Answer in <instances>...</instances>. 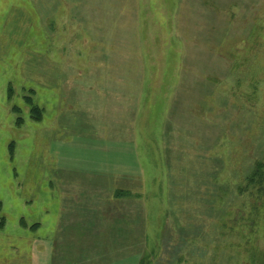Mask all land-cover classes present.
Returning <instances> with one entry per match:
<instances>
[{
  "label": "rangeland",
  "instance_id": "374dc122",
  "mask_svg": "<svg viewBox=\"0 0 264 264\" xmlns=\"http://www.w3.org/2000/svg\"><path fill=\"white\" fill-rule=\"evenodd\" d=\"M259 163L264 0H0V264H264Z\"/></svg>",
  "mask_w": 264,
  "mask_h": 264
},
{
  "label": "crops",
  "instance_id": "0c3cea01",
  "mask_svg": "<svg viewBox=\"0 0 264 264\" xmlns=\"http://www.w3.org/2000/svg\"><path fill=\"white\" fill-rule=\"evenodd\" d=\"M96 226V225H95ZM81 232L79 233L80 235L85 236V240H89V242H93L94 244H85L84 242H81L79 238V234L77 233V229H73L72 231L69 232L67 227L64 228H59L57 231V234L61 237H59L58 243L55 245H52L49 247L47 252L45 254L51 258L55 256V253L57 251L62 253V257L60 259V256L58 254V259L59 263H68V264H97V262L102 260V264H110L109 261V255L108 252H113L115 250V247H118L119 250L123 251V244H115L113 242V239L108 242L109 245H107L104 241V238L97 243L96 238H91L92 235H102L105 231V229H100V228H82L80 229ZM108 231V230H107ZM89 236V237H87ZM79 239V244L78 245H83L81 249H76V244L73 241H78ZM99 245V249L101 253H98V250L96 249H91L95 248V245ZM80 248V246H79ZM86 249H89L88 251H85ZM56 250V251H55ZM73 254H72V253ZM71 253V254H70ZM69 254V256L66 257V255ZM104 260V261H103ZM34 261L38 262V259ZM37 262H34V264H37ZM39 264V263H38ZM112 264V263H111Z\"/></svg>",
  "mask_w": 264,
  "mask_h": 264
},
{
  "label": "trees",
  "instance_id": "16d2710c",
  "mask_svg": "<svg viewBox=\"0 0 264 264\" xmlns=\"http://www.w3.org/2000/svg\"><path fill=\"white\" fill-rule=\"evenodd\" d=\"M263 170H264V164L263 163L257 164L256 169L254 170L252 177L250 179L251 182L257 181L260 191L264 189V173H263L264 171Z\"/></svg>",
  "mask_w": 264,
  "mask_h": 264
}]
</instances>
